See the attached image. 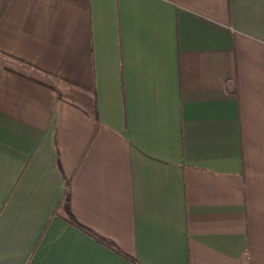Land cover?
<instances>
[{
    "label": "crops",
    "instance_id": "obj_1",
    "mask_svg": "<svg viewBox=\"0 0 264 264\" xmlns=\"http://www.w3.org/2000/svg\"><path fill=\"white\" fill-rule=\"evenodd\" d=\"M0 264H264V0H0Z\"/></svg>",
    "mask_w": 264,
    "mask_h": 264
}]
</instances>
